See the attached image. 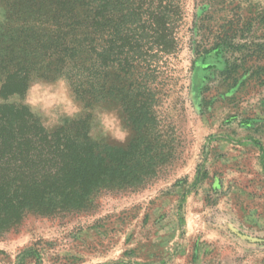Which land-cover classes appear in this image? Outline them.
Masks as SVG:
<instances>
[{
  "label": "rangeland",
  "instance_id": "rangeland-1",
  "mask_svg": "<svg viewBox=\"0 0 264 264\" xmlns=\"http://www.w3.org/2000/svg\"><path fill=\"white\" fill-rule=\"evenodd\" d=\"M185 6V46L154 124L155 151L170 162L144 189L104 194L87 214L27 218L0 240V264H264V0ZM77 102L89 129L88 109L119 117L93 142L135 137L120 106Z\"/></svg>",
  "mask_w": 264,
  "mask_h": 264
},
{
  "label": "trees",
  "instance_id": "trees-1",
  "mask_svg": "<svg viewBox=\"0 0 264 264\" xmlns=\"http://www.w3.org/2000/svg\"><path fill=\"white\" fill-rule=\"evenodd\" d=\"M0 2V97L22 96L34 76L63 75L78 101L120 106L137 132L126 147L102 145L87 119L46 130L28 108L0 104L2 240L29 217L87 214L100 196L140 191L158 176L167 160L155 151L156 107L173 89L187 13L185 0Z\"/></svg>",
  "mask_w": 264,
  "mask_h": 264
},
{
  "label": "clouds",
  "instance_id": "clouds-1",
  "mask_svg": "<svg viewBox=\"0 0 264 264\" xmlns=\"http://www.w3.org/2000/svg\"><path fill=\"white\" fill-rule=\"evenodd\" d=\"M0 87H3L2 81ZM0 104L22 105L28 108L46 130L62 126L65 119L77 120L86 111L77 102L71 82L63 75L54 81H46L38 76L30 78L22 96L14 92L7 98L0 97ZM87 111L92 116L88 136L94 140L98 138V133L106 135L119 124V117L115 111L100 107ZM125 135L121 134L119 138L124 139Z\"/></svg>",
  "mask_w": 264,
  "mask_h": 264
}]
</instances>
